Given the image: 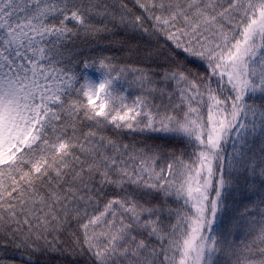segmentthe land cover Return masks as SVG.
I'll return each instance as SVG.
<instances>
[{"label": "snow or ice", "instance_id": "6c2138e0", "mask_svg": "<svg viewBox=\"0 0 264 264\" xmlns=\"http://www.w3.org/2000/svg\"><path fill=\"white\" fill-rule=\"evenodd\" d=\"M0 264H264V0H0Z\"/></svg>", "mask_w": 264, "mask_h": 264}, {"label": "trees", "instance_id": "16d2710c", "mask_svg": "<svg viewBox=\"0 0 264 264\" xmlns=\"http://www.w3.org/2000/svg\"><path fill=\"white\" fill-rule=\"evenodd\" d=\"M135 42V41H134Z\"/></svg>", "mask_w": 264, "mask_h": 264}]
</instances>
